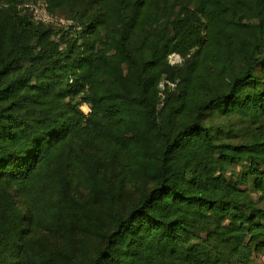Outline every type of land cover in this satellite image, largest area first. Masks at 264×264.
<instances>
[{
  "label": "trees",
  "instance_id": "16d2710c",
  "mask_svg": "<svg viewBox=\"0 0 264 264\" xmlns=\"http://www.w3.org/2000/svg\"><path fill=\"white\" fill-rule=\"evenodd\" d=\"M42 1L73 26L36 22L23 10L11 26L15 46L0 52V264H59L58 257L76 264L70 252L51 254L38 232L100 238L85 264H260L264 83L253 73L264 67L256 57L264 0H118V25L102 36L101 8L82 20L56 13L62 0ZM137 33L145 35L138 48L151 35L145 56L130 47ZM171 52L198 56L225 77V87L179 124L186 103L157 109L159 77H185L188 60L170 66ZM195 91L186 79L187 102ZM214 109L257 125L258 137L220 141L202 122ZM231 165L243 166L238 179L251 180L253 197L231 180ZM143 176L152 184L121 211L115 191Z\"/></svg>",
  "mask_w": 264,
  "mask_h": 264
},
{
  "label": "rangeland",
  "instance_id": "374dc122",
  "mask_svg": "<svg viewBox=\"0 0 264 264\" xmlns=\"http://www.w3.org/2000/svg\"><path fill=\"white\" fill-rule=\"evenodd\" d=\"M118 0H62L60 6L56 8V13L63 15H74L77 14L81 16L82 20L90 18L91 14L96 11V8H101L100 12L103 13L102 17L104 22V29L99 28L100 35H104L105 32L113 33L117 27V19L114 13V7ZM28 0H15L13 4H8L4 1H0V52H6L11 50L15 46V35L11 33V26L18 23L19 18L25 16L23 6ZM159 8H161L162 3L159 2ZM169 4V2H165ZM168 8H171L168 5ZM178 7H175L177 10ZM245 22H255L254 19H247ZM145 35L137 33L131 38L130 47L134 53L141 52L144 56L148 54L147 45L149 35L147 40H143L141 47L138 48L139 40ZM189 54L185 56L177 53L171 52L166 56V62L170 66L180 67L184 65L187 59V65L185 66V77L176 83L170 79V74L163 73L158 80V103L157 109L162 110L165 103L166 106L170 105L172 102H177L176 100L186 103L188 106L187 112L179 119V123L188 121L192 113L190 112L195 103L203 100L208 95L213 94L215 91L222 90L225 87V77L220 72V70L212 63L204 60H199L198 56L188 57ZM258 61L264 62V45L261 47L259 52L256 54ZM233 70L239 71L241 65L238 63H232ZM254 77L258 81L256 85H263L264 83V67L258 66L254 71ZM186 79L192 82L196 86V91L190 96L187 102L184 99L183 91L186 84ZM84 102L80 105V109L85 113V108L83 107ZM205 125L211 128L212 133H216L220 141H225L229 143H243L250 142L256 139L257 133L259 132L257 125H252L247 119L239 118L235 115H222L218 109L212 111H204L203 121ZM263 129H264V122ZM217 157V154H216ZM242 165H231L228 166V175L232 181H235L237 186L244 189L250 196H254V190L252 188L251 180L248 182H239L238 176L242 171ZM151 181L147 176L138 177L133 179L127 184H123L119 190L115 191L117 194L116 206L121 210L125 211L130 204L136 199L138 194L148 188L151 185ZM8 195L13 197L16 201L17 206L22 211L24 205L22 200L11 191H8ZM91 201L94 195H88L84 193ZM6 197L5 192L0 191V202ZM97 208L100 212V218L102 220L104 228H110L112 226V220L106 213L105 205L101 202H96ZM36 236H40L44 239L47 244L48 250L53 255H64L67 252L73 254L76 264H85L90 256H92L96 248L100 245L101 239L90 234L78 235L75 233L69 236H52L49 234L36 233ZM264 254V252H263ZM262 254V255H263ZM59 264H69L61 257H58Z\"/></svg>",
  "mask_w": 264,
  "mask_h": 264
},
{
  "label": "built area",
  "instance_id": "2783aa9c",
  "mask_svg": "<svg viewBox=\"0 0 264 264\" xmlns=\"http://www.w3.org/2000/svg\"><path fill=\"white\" fill-rule=\"evenodd\" d=\"M23 9L33 21L62 28H69L73 26V22L71 20L50 14L46 9L44 1L42 0L26 3L24 4ZM83 107L85 108V111L89 110L88 104L84 103ZM259 263L264 264V254L260 256Z\"/></svg>",
  "mask_w": 264,
  "mask_h": 264
}]
</instances>
